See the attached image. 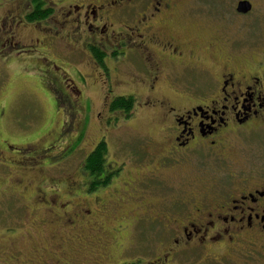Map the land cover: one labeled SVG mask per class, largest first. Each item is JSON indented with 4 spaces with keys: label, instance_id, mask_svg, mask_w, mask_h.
I'll list each match as a JSON object with an SVG mask.
<instances>
[{
    "label": "flooded vegetation",
    "instance_id": "obj_1",
    "mask_svg": "<svg viewBox=\"0 0 264 264\" xmlns=\"http://www.w3.org/2000/svg\"><path fill=\"white\" fill-rule=\"evenodd\" d=\"M240 1L0 0V56L38 65L72 107L36 132L41 145L0 135L1 194L24 227L18 241L12 220L0 233L2 264H264V0L246 11ZM94 86L102 132L71 166ZM141 115L153 129L130 126ZM118 121L134 150L110 157ZM104 138L92 172L86 159ZM141 228L149 237L135 240Z\"/></svg>",
    "mask_w": 264,
    "mask_h": 264
},
{
    "label": "rangeland",
    "instance_id": "obj_2",
    "mask_svg": "<svg viewBox=\"0 0 264 264\" xmlns=\"http://www.w3.org/2000/svg\"><path fill=\"white\" fill-rule=\"evenodd\" d=\"M77 66H79L84 73L89 74L91 68L84 64V61H77ZM43 72L38 65L19 63L18 60L7 61L5 58L0 56V135L9 136L10 134H24L25 137L32 139L34 143L41 145L39 140V134L36 132H42L51 127L53 122L57 124L65 120V113L61 110L60 106L71 110L72 107L68 104H62L57 100L53 99L52 94L45 89L46 84L43 81ZM36 87V88H35ZM33 89L44 91L48 98L43 94L35 95ZM53 93V89H51ZM87 94H90L92 102V111L88 110L87 114L84 115L85 132L83 133L81 141V149L77 151L76 157L71 159V166H74L79 160L82 159L83 154L88 150L94 141H96L100 135L102 128L99 126V120L96 119V112L101 109L102 106V95L97 87H88ZM51 103L56 107V110L52 111ZM58 107V108H57ZM5 110H2V109ZM44 110L41 118L37 122H32L33 114L35 112L39 113ZM66 109V110H67ZM49 118L46 120V118ZM145 115L138 116V119L130 123L131 127L137 128V131L144 133L149 129H153L155 124L153 121L145 120ZM107 120L108 124H112L117 121V117L108 114ZM54 119V121H53ZM125 122L118 121V128L115 131L107 132V140L110 142V147L112 153L109 154L110 157H121L123 156V146L129 150H134L128 141L134 140L136 137L129 133L127 129L120 128ZM42 135V134H41ZM126 142V144H125ZM125 144V145H124ZM56 171L59 175L62 170H51ZM14 205V206H13ZM14 202L7 195L1 194L0 190V233L3 229L15 230L16 224L20 227L19 231L13 235L15 241H18L17 236L23 233L24 227L21 226V219ZM11 220L15 223H10ZM133 229H128L132 231ZM150 234L149 229H135L134 239L138 241H143ZM149 237V236H148ZM128 239H132V235H128ZM4 241V240H3ZM22 242V240H21ZM26 248L32 246L31 242L27 240ZM8 243L6 242V245ZM26 248L23 249V253L27 257L30 250ZM139 250V249H137ZM136 250V251H137ZM135 252V251H134ZM133 252V253H134ZM138 252V251H137ZM147 255V250L144 248L139 250V254ZM22 253V257H23ZM128 255V254H127ZM126 256V255H125ZM227 264H236L231 261V257L227 258ZM226 260V259H225ZM236 262V261H235ZM239 264H247L245 260H238ZM225 263V262H224ZM2 264V262H0Z\"/></svg>",
    "mask_w": 264,
    "mask_h": 264
},
{
    "label": "trees",
    "instance_id": "obj_3",
    "mask_svg": "<svg viewBox=\"0 0 264 264\" xmlns=\"http://www.w3.org/2000/svg\"><path fill=\"white\" fill-rule=\"evenodd\" d=\"M116 102H118L117 104L120 108H122L124 114L127 115L131 112L132 106L127 100L120 98ZM105 139L106 138H104L103 141L98 144L96 149L91 152L90 156L86 159L85 168L91 170L92 172H100L103 167L104 156H106L108 153V143ZM95 182L99 184L103 182V180L96 177Z\"/></svg>",
    "mask_w": 264,
    "mask_h": 264
},
{
    "label": "water",
    "instance_id": "obj_4",
    "mask_svg": "<svg viewBox=\"0 0 264 264\" xmlns=\"http://www.w3.org/2000/svg\"><path fill=\"white\" fill-rule=\"evenodd\" d=\"M249 9V2L244 0L239 3V10L246 11Z\"/></svg>",
    "mask_w": 264,
    "mask_h": 264
}]
</instances>
